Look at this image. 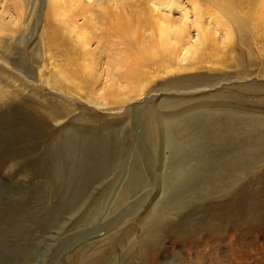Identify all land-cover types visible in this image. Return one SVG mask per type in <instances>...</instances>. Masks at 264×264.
Segmentation results:
<instances>
[{
    "label": "rangeland",
    "instance_id": "1",
    "mask_svg": "<svg viewBox=\"0 0 264 264\" xmlns=\"http://www.w3.org/2000/svg\"><path fill=\"white\" fill-rule=\"evenodd\" d=\"M16 3L0 0L19 31L0 46V264H264L257 46L100 107L103 71L92 89L45 83L62 0H27V20Z\"/></svg>",
    "mask_w": 264,
    "mask_h": 264
},
{
    "label": "bare ground",
    "instance_id": "2",
    "mask_svg": "<svg viewBox=\"0 0 264 264\" xmlns=\"http://www.w3.org/2000/svg\"><path fill=\"white\" fill-rule=\"evenodd\" d=\"M15 1L19 19L27 20L22 6L27 0ZM62 2L64 14L55 16L57 31L50 26L41 39L52 61L45 83L54 89H92L103 71L109 84L101 89L100 107L136 100L150 78L176 80L184 72L240 64L243 56L237 47L249 57L257 46L264 59V0ZM2 15L0 46L19 32H12ZM81 54L86 58L83 67L77 58Z\"/></svg>",
    "mask_w": 264,
    "mask_h": 264
}]
</instances>
